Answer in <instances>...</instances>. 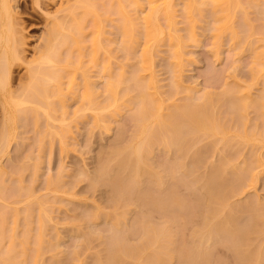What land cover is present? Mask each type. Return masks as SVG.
I'll return each mask as SVG.
<instances>
[{"label":"rangeland","instance_id":"obj_1","mask_svg":"<svg viewBox=\"0 0 264 264\" xmlns=\"http://www.w3.org/2000/svg\"><path fill=\"white\" fill-rule=\"evenodd\" d=\"M65 1L66 0H12L16 28L18 27L20 30L19 34L24 41V45L22 42V47L24 48L23 54H25L26 59H31L38 45L40 46L44 42V36H46L47 30L55 26L52 25L54 23L53 20L63 15L61 10L57 11L56 9L63 8L67 5ZM117 1L118 0H116V2ZM242 1L241 4L236 7H240V9L242 7L243 11L246 10L244 11V13H246L244 16H248V22L247 20L245 21V19L244 21L247 22L246 26L249 24L252 27L249 28V25L246 27L240 24L241 12L243 11L239 12L238 9L236 10L235 8V17L237 21L233 22V24L235 25L234 27L236 28L237 26L239 30L233 28L235 32L238 31L235 35H233L234 31L231 33L229 32L230 30H226V32L224 31V33H222L223 35L221 34L222 38L220 37L221 35L219 36L220 38H216L215 36L216 15H212L214 11H211L210 8L208 9L207 5H203L204 14H201L203 16L202 18L198 10V13L194 11V14H199L200 16H198L200 18L199 20L197 19V21L195 20L196 22L194 21L195 23L192 21L193 25L195 24V31L194 29L193 31L196 35V38L194 36L196 40L192 38L193 40L188 41L190 38L186 37L188 40L186 39V42L183 41V43L185 42L183 45L185 46L187 43V47L183 46L186 52H184L185 55L183 56V66L181 65L182 71L180 67L179 69L175 66L171 54L173 53V46L168 43L167 37L165 38L166 42L160 40V43L157 42L154 44L155 47L153 46V49L157 51L155 50V52L153 50L155 56L153 55L152 57L151 68L145 72L144 70L140 71L144 74V78L148 79L152 71L154 76H156L155 81L158 83L156 85L160 87L159 90L157 89L158 94H160L159 91L161 90V94L165 97L166 95L172 96V93L169 94V92L171 91L172 84H174L172 83L173 79H176V81L179 80V82L174 84L175 88L177 86L176 84H178L176 97L172 96L175 101L167 96L168 99L170 98V100H168L160 94L163 99L165 98L164 101L166 100L164 103H182L186 97L192 93L194 96H198L205 91H210L214 94V103L217 105V109L220 111L219 113H221L220 115L227 125H224L226 127L224 130L225 132L221 128H218L222 132L215 133V131L217 132L216 129L214 131L215 134H205L203 132L194 134L192 136V138H195L192 139L193 143L190 142L191 144L185 145L186 147L183 146V148L185 147L184 150L177 145H172L171 147L161 143L152 145L151 151L147 154L148 156H146V161L141 164L145 172L148 171L147 175L150 173L152 175H150V177L144 175L147 176V178H142L139 185L135 186V189H133L134 193L132 191L133 195L131 194L132 196H130L129 199H121L119 194L120 191L111 183V178L115 176V173L121 175L124 172V167L120 166L117 160L118 152L123 151L125 154L127 150L130 149V147L127 148V144H129V142L131 143V139L132 142H134L133 139L135 136L133 135H135L137 131V124L135 126L134 123H136V121L132 115L135 113L134 110L137 104L134 105L135 99L132 98V96L137 98L135 96L138 92V90H135L136 88H134V92H131L130 89L131 93L129 92L127 96H125L126 94H124L125 97L122 95L124 98L120 95V110L118 108L115 111L112 108V111H115L112 112L110 110V114L112 113L113 115H111L112 118L109 116V111H106L109 117L105 115L106 117H104V119H110L107 123L109 126L103 119V123L100 125L97 123L100 122L101 119L100 121L96 120L97 123L94 121L96 110L92 112L93 109L88 110L83 107V109L80 110L82 103L80 95L83 90V85L80 78L81 75L78 74L74 85L76 92L73 89L71 92H68L70 89H66L68 86L65 85V89L68 93L66 95L64 89L63 94L65 99H63L66 100V103L65 101L64 103L68 107L67 109L65 105L63 107L67 112L64 113L66 110L61 107L60 103L58 106L59 109L57 105L55 106L56 109L54 107L55 110L58 109L57 112L51 109L53 111L51 112L55 115V117L53 116L54 118H48L41 108H37L39 111L38 115L37 113L36 115L34 114L37 110L34 112L30 110V114L26 113L28 116H23L25 112H22L19 114L20 116L17 115L19 116L18 118L15 117L13 121L15 127V129L13 128L14 138H12L8 151L0 154V217L2 214H6L7 216L3 235H0L1 257L6 256V253L11 248L14 250L13 255L15 259L17 257H22L24 253L21 252L23 250V244L21 245V242L24 237L23 234L27 231L26 235L32 234L29 239L31 241H28L31 247H27L28 243L27 246L25 245L28 250V252L25 253L28 255H26L28 259L27 262H22L23 264H97L96 262L99 258H106L104 256L108 254L111 238L116 236L115 233H117L118 230L119 234H117V236L122 235L126 244L129 246H142L135 256L122 255V257H124L120 264H153L149 262V256L156 252H159L158 254L166 258L164 264H188L187 260L185 261L184 257L182 258L183 254L181 255V252L183 253L184 251V247L187 248L188 246L193 249H199L200 258L205 255L206 258H208V264H264V258H262L264 256H260V252L264 247V224L262 221H258V224L255 222V215L259 212L257 210L261 208L264 209V141L262 140L264 138L258 136L261 131H264V75L253 78L251 74V67H253V62L255 60L254 56L256 55L255 53L263 48L264 43V41L262 42L263 39H259L260 36L264 37V25L262 26V24H264V21H262L264 15H261L264 14V0H261L262 2L255 1V3H251L252 5L249 4V0H246V2H244V0ZM104 2H106V0ZM250 2L253 1L251 0ZM258 2H261L262 6L258 5ZM100 3L101 0L99 6L102 5H100ZM117 3L114 1L115 6H117ZM124 3L126 4L125 0ZM176 4L175 8L177 9L175 10V14L177 17L175 16V18L179 21L176 22V26L178 29H181L178 31L182 36V34L185 35L187 33L186 31L190 26L186 27L189 23L186 19L184 21V0H176ZM243 4L246 5L247 8ZM101 7L105 8L103 6ZM101 7L99 9H101ZM261 9L263 10L262 12L260 11ZM104 10L101 11V13L103 12L104 14ZM114 10L110 11L113 12L112 15L114 16V20H112L113 16L107 15L105 21L104 16H101L102 21L104 20L101 27L106 26L104 31L102 30L105 34L102 33V35H106V37H108L106 39L108 40L104 39V44L106 45L104 46L105 48H101L99 52V61L104 59L108 60L111 64L110 70H112V74H114L115 77L118 76L116 74L124 72V70V73L129 74L130 77L132 71L140 68V58L138 59V57H140L139 54L144 45V38L138 37L140 39L135 42L136 46H134V49H136L135 53L137 56L132 52V49L131 52L126 51V49L124 51V49L121 48L122 44L120 45L123 36L120 28V22L122 20L120 13L117 14L119 15L117 16L118 19L115 17L117 12L114 14ZM127 10H130L129 12L135 15L134 10H132L133 12L128 8ZM110 12L108 13L110 14ZM60 13L62 15H59ZM88 16V19L84 22L86 25V27H84L86 29H83L81 32L83 43L86 39L90 42L92 40L91 38H93V33H95L92 15ZM194 17H196V15ZM236 18H234V20ZM61 20H63V17ZM104 22L106 23L104 24L105 26H103ZM138 23L140 25L139 29H141L142 24L139 20ZM65 25L67 24L65 23ZM210 25H213L214 28ZM238 25L240 27H238ZM241 26L244 28L246 27V29L244 30ZM163 27L165 28V26ZM59 28L62 34V32H64V27ZM65 28L67 29L66 26ZM247 28L252 30L253 34L250 32L248 36L246 34L248 33ZM66 29L64 30L67 33ZM259 29L263 31H261V34L258 32ZM138 32L139 31H137V33ZM244 34L247 36L244 37ZM240 35H242V38ZM233 36L234 38L231 39ZM62 38L63 35L61 39ZM169 44L171 46H169ZM71 46L73 47L74 45ZM74 47L73 49L77 48ZM90 48L91 47H88L87 49L89 50ZM60 49V54L64 56H67L69 52L72 54V57L70 56L71 58L68 57L69 59L72 60L76 57H73V55L77 54V50L71 49V51H75L72 53L69 47L65 45ZM88 50L86 52H88ZM127 52L128 56L126 57ZM129 54L131 56H129ZM64 56L61 57L65 59ZM61 57H59V61ZM68 58L66 57V60H68ZM100 62L103 63V61ZM100 62L94 63V65L92 64L89 71L91 73L89 75H92L90 78L94 83L91 82L95 84L92 85L94 87L96 86V90L99 92L97 93L98 95L96 94V96H98L96 99H98V101H103L105 97H107V91H104L107 76H104L105 73L102 72V64L100 65ZM65 63L68 64V62L60 64L64 66ZM68 65L65 67L71 70V67L68 68ZM137 66L139 67L137 68ZM174 68L179 70L177 72L175 71L173 74L172 70H174ZM25 70L26 66L24 62L21 65L15 66L12 73V75H14L12 83L15 86L21 81L20 77L22 73H25ZM99 70L104 74H100L101 72ZM66 71L67 70H64V74L67 73ZM181 72L182 74L180 75L179 73ZM69 75H67V77L64 76L65 79H63L67 81ZM178 75H180L179 79L177 78ZM99 76L101 78H99ZM248 85H251V88ZM122 86L125 88V83H120L118 86L119 89H124ZM240 86L244 89L248 86L251 89V98L262 99V103L259 101L260 104H258V106L255 105V108L252 104L250 107L247 106L245 108L244 116H240V118L244 117V120H239L243 123L246 122L243 125L238 119L239 125H237V121L233 119L235 116L232 114H235V112L232 113L231 110H233L234 107L228 100L223 102L222 100L218 101L219 99L217 97L225 88H235L234 90H236L241 89ZM72 91L75 93H72ZM172 91L173 95H175V91ZM121 93L123 94V92ZM54 96L60 99L59 95ZM54 96L52 95V97ZM227 96H230L229 93ZM58 99L54 100V103L58 101ZM257 99L253 100L256 101ZM59 102L60 100L56 103ZM135 103H137V101ZM42 105L44 104H41V106ZM60 107L64 109V111L60 110ZM60 111H63L62 113L64 114ZM167 111L168 110L165 109L163 112L166 113ZM229 111H231V115ZM66 113H68V115L66 119H63ZM62 115L63 118L61 119ZM232 116L234 117L232 118ZM25 117L26 119H24ZM60 121L65 123H61L63 126L66 125L67 128L64 126L65 129L70 128V130L66 131L70 134L66 139V144L63 142H66L65 138L64 140L62 139V141L60 140L61 135L56 134V132L59 131H62L61 133L64 132L62 135L66 133L64 128V130L59 129L62 127L61 124V126L59 125ZM49 122L50 124L48 125ZM37 123H39V125ZM104 124L107 125V128H105ZM67 125H70V127L68 128ZM101 125H104V127ZM55 127L57 130L54 129ZM245 127L248 128L245 129ZM242 128L246 135L242 134V132L240 133ZM253 129L258 132L257 136ZM248 130L249 133L253 131L254 134L247 133ZM241 134L244 135L243 137L246 139L242 138ZM247 134L248 136L255 135V137L253 136L248 139L249 137ZM222 135L227 136V139H225L226 137L224 138L227 140L226 142H224V136ZM135 139L137 140V138ZM217 166H221L220 173H223L224 181L227 184V196L223 200L222 198L211 199L207 195V188L205 186L206 175L212 171L211 169ZM247 168L253 170V173H250L252 171L250 169L248 171ZM238 174L241 175L242 178L244 174L243 181L246 179L250 180H246L249 183L245 181L246 184L249 185L247 188L243 185L244 188H246L245 190L242 188L243 191L240 189L242 183H237L232 180L234 176H239ZM252 174L253 176L255 175L253 179L252 177L249 178V175ZM151 176L153 177L151 178ZM245 177L248 178L245 179ZM251 179L255 180L252 182L253 185ZM238 184H241V187H238ZM235 185L239 188L238 191H235V189H237ZM4 188L6 189L4 190ZM147 192L150 193L149 195L153 194L152 196L154 197L155 195H161L163 196L162 198H166L164 200L168 198L166 202L170 200V203H172H169L170 206L167 208L171 210H167L165 207H163L164 209H162V207L156 208L155 205L150 203V200H148V203L147 199L149 197ZM143 194H146L148 198ZM143 196L146 197L145 200L147 203L143 202ZM173 196H175V199ZM251 204L254 205L252 206ZM209 208L215 211V213L211 215L212 217H209V222L225 221L227 218H230L234 226L236 225L245 232H251L250 234L248 233L249 238H247L249 240L246 239L248 242L244 241L243 243L238 237L239 240L233 238V236L227 234V232L221 239H212L209 236H202L201 229L205 228V217L209 212ZM170 212H172L171 214L174 213V217L172 216V219L169 218L170 220H168L167 216L171 217ZM26 213L31 215V218L30 216L24 217ZM260 216L261 213H259L258 217ZM15 219L17 222H15ZM142 220L147 222L150 226H159L158 228H163V225L164 227L167 225L166 227L169 229V234L165 233L167 236H171L169 237L171 239L164 236L165 234L160 233L161 235L163 234V237H160L161 235L159 236V239L161 238L160 241L158 239L157 243H145L147 230H144L146 227L143 229L142 224L144 221L142 223ZM256 224L259 228H257ZM116 225H119V227ZM29 226L32 229H30ZM261 226H263V231L261 230ZM39 230L43 232V241L39 254H37V257H34L35 253H38L35 251L37 244L39 245L37 242ZM143 243L145 244L143 245ZM167 247H170L171 250ZM248 248L254 250H250V252L254 253L250 262H248L244 256V252H246ZM166 250H169V252L174 250V253H171V257L169 256L170 253H166ZM32 251L33 254L31 253ZM31 256L36 258V260L33 258L31 259ZM8 264L15 263L13 260H10Z\"/></svg>","mask_w":264,"mask_h":264},{"label":"bare ground","instance_id":"obj_2","mask_svg":"<svg viewBox=\"0 0 264 264\" xmlns=\"http://www.w3.org/2000/svg\"><path fill=\"white\" fill-rule=\"evenodd\" d=\"M42 1H44V0H42ZM102 1L104 2L105 0H101L100 5L102 4L101 6L105 7L106 9L99 6L100 0H66L65 3H67V5H65L63 8L56 9L57 11L61 10L63 12V13L61 12L63 15L60 13L59 15H62V16H58L59 19L57 17L55 20H53L54 23L52 25H55V26H52L49 30H47L46 36H44L45 37L44 42L40 46L38 45V47L36 48L34 55L31 59H26L25 54H23L24 48L22 47L24 45V41L22 40V36L19 34L20 30L18 29V27L16 28V20L14 18L15 14L13 13L14 9H13L12 0H0V107H1V110H0V112H1L0 154L2 152L8 151V149H9L8 147L12 142V138H14L15 127L13 125V121H14L15 117L18 118L20 116L19 114L22 112H25V115H23V116H28V115H26V113L30 114V110L32 112H34L35 110H37V108L43 109V112L47 115L48 118H52L53 116L55 117V115H53L54 113H52V112L53 111L57 112V110L59 109L58 106L60 103H61L60 105L62 108H64L63 106L66 103V100H64L65 96L63 94L64 89H65V85L68 86L66 89H68V90L70 89V91H68V92H71L72 89L74 91L76 90L74 88V85L76 83L77 74L81 75L80 78L82 80V85H83V90H82V93L80 95V99L82 101L81 106H80V110L83 108L88 109V110L93 109L92 112L94 110H96V112L94 111L95 115L93 113V115L95 117L94 121L97 123L96 120L100 121V119H101V121L97 123L99 125L101 123H103V121L105 120L104 117L108 116L107 115L108 111L110 114V110L112 111L114 109L116 111L118 108L120 110L119 98L122 95L124 96V94H126L125 96H127V94L130 92V89L132 92L134 90V88H136L135 90H138V92L136 91L137 93L135 92L136 94H138V95L135 94V96L137 98H135L134 96H132V98L135 99L134 105L135 104H137V105L135 106V110H134L135 113H133L132 116L134 117V119L136 121V123H134L135 126L137 124V131H136V133L134 132L135 135H133V136H135L134 139L137 138V140L133 139L134 142H132V139H131V143L129 142V144H127V148L130 147V149H128L125 154L123 151L118 152V159L117 160H118V163L120 164V166L124 167L123 174L120 175V174L115 173L114 177H112V178L110 177L111 183L114 184L115 187H117L119 189V191H120L119 194H120L121 199L127 200V199H129L130 196L133 195V193H134L133 189H135L136 185L137 186L139 185V182L142 180V178L144 179L145 177L147 178V176L150 177V175H152L151 173L147 175L148 171L145 172V169H143L141 166L142 162L146 161V159H147L146 156H148L147 154H149V152L151 151L152 145H154L156 143H158V144L161 143V144H163L165 146H169V147H171L172 145H175V146L177 145L181 149L184 150L187 145L193 143L192 139H195V138H192V136L194 134L199 133V132H203L205 134L220 133L222 131L218 128H221L224 131L226 129L225 126L227 125L225 120L222 119V117L220 115L221 113H219L220 111L217 109V105L214 103V100H215L214 94H212L210 91H205L204 93H202L198 96L197 95L194 96L192 93V94L188 95L186 97V99L184 100V102H182V103H176V102H172L169 104L164 103V102H166V100L164 101V99L165 98L168 99L167 96L171 97V100L174 98V97L172 98V96L176 97L178 84H176L177 86L175 85L176 88L174 87V84L176 82H179V80L176 81V79L175 80L173 79V82H172L174 84H172L171 91L174 90L175 95H173V91L172 92L170 91L169 94L172 93V96L166 95V97H165L163 94H161L162 91L161 90L159 91V93L165 97L163 99L162 96H160V94H158L157 89L159 90L160 87L158 85H156L158 83L155 81L156 76H154L153 72L152 71L150 72L148 79L144 78V74H142V72H140V71L144 70V72H145L146 70L151 68L152 59H153L152 57H153V55L155 56V54L153 52V50H154L153 48L155 47L154 44H156L157 42L160 43V40H163V42H166L165 38L167 37L168 43H170L173 46V48H172L173 53H171V54L173 57L172 59L175 62V66H177L176 68L180 67L181 71H182L181 65L183 64L182 63L183 59H184L183 56L185 55L184 52H186L184 50V47H187V43L185 46L183 44L186 42L187 38H190L189 40L187 39L188 41L193 40L192 38H194V36L196 38V35L194 33L195 24L193 25V23H195L197 21V19L198 20L200 19L199 14L198 15L194 14L195 13L194 11L198 10L200 15L202 13L204 14V12H203L204 8H202L203 5H207L208 9L210 8L211 11H214V12H212V15L213 16H214V14L216 15V23H215L216 33H215V36H216V38L217 37L222 38V35H223L222 33H224V31L226 32V30L227 31L230 30L229 32H231V33H233V31H234L233 35L237 34L238 31L235 32V29L237 28V26L235 28L234 27L235 25L233 24V22L237 21V18L235 17V8H236V10L238 9L239 12L243 11L242 7H241V9H240V7L239 8L236 7L239 4H241L242 0H184V8L182 7L185 10L184 13H185L186 18L184 17V21L186 19V21H188V23H189L186 27L190 26L186 31L187 32L185 34L186 36L184 34H182V36H181L179 34L180 33L179 31L181 29H178L176 26V22H179L175 18V16L177 17V15L175 14L176 13L175 10L177 9V8H175L177 5L176 0H175V2H174V0H125L126 4L128 6L124 3V0H118L117 1L118 3L116 2V0H109V1L106 0L107 4L109 2L108 5L106 4V2L103 3ZM114 1H115V3H117L116 4L117 6L114 5ZM250 1L251 0H249L248 2L250 5H252L251 3H255V1H261V0H252L253 2H250ZM244 2H246V0H244ZM261 2H258L259 3L258 5L262 6ZM249 4H248V6H249ZM105 5H107V6H105ZM244 6L247 8L246 5H244ZM100 7H101V9H99ZM260 7H259V9H260ZM127 8L131 9V11L134 10L135 15L134 14L132 15L131 12H129L130 10H127ZM103 10H104V14H103V12L101 13V11H103ZM113 10H114V14H115V12H117L115 17L119 16L117 14L120 13V17L122 20V21L120 20L121 21L120 22V28H121V33L123 36H122V40L120 41L121 42L120 45L122 44V47L121 46L120 47L122 49H124V51L126 49V51L131 52V49H132V52L135 53L136 52V49H134V46H136L135 42H137V40L140 39L141 37L144 38L143 39L144 45L142 47V51L139 54L140 57H138V59L140 58L139 59L140 68H138L139 66H137L138 70L135 69L134 71H132V73L130 71V73H131L130 77H129V74L126 73L128 76V77L126 76V78H125L126 74L124 73L125 70H124V72H120L119 74H116L118 76L115 77V75L112 74V70H110L111 69L110 62L108 60H105V59L100 60V61H103V63H101L99 61V52H100L101 48H103V49L105 48L104 47L106 45V44H104L105 40H108V39H106L108 37H106V35H104L105 33L103 32L104 28L106 27L104 24H106V23L105 22L103 23V26H105V27H101V25H102V22L104 20L106 21L107 15L113 16L112 15L113 12H110ZM198 11H197V13H198ZM200 11H202V12H200ZM244 11H246V10H244ZM244 11L241 12L242 16L240 17L241 18L240 24L241 25L243 24V26H246V24L248 22V20H247L248 16L247 15L244 16V14H246V13H244ZM260 11L262 12L263 10L261 9ZM54 12H55V10H54ZM108 12H110V14ZM193 14H194V16L196 15V17H198V16L199 17L196 18L193 16ZM88 15H92L91 17L93 19L91 17L90 18L93 21L92 23L94 25L93 29H94L95 33H93L94 34L92 36L93 38H91L92 42L91 41L88 42L87 41L88 39H86L83 43L81 32L83 31V29H86L85 28L86 25L84 22H85V20H87L89 18ZM202 15H201V18L203 17ZM261 15L263 16L264 14H261ZM87 16H88V18H87ZM101 16H104L103 21L101 19L102 18ZM62 17H63V20H61ZM242 17H245V18H242ZM108 18H110V17H108ZM193 18H194V20H193ZM234 18H236V19L234 20ZM66 19H67V21H66ZM117 19H118V17H117ZM244 19H245V21L247 20V22H245ZM108 20H111V19H108ZM112 20H114V16H113ZM138 20L142 24L141 29H139L140 25L138 23ZM242 20L245 24L242 22ZM192 21H193V23H192ZM262 21H264V19ZM68 22H70V23H68ZM161 22H162V25H161ZM65 23L68 26L65 25ZM211 23H213V22H211ZM163 24H165V25H163ZM263 25L264 24H262V26ZM65 26L67 27V29L65 28ZM163 26H165V28ZM210 26H213V25H210ZM243 26H241V27L244 28ZM59 27H64V29H66L67 33L63 29L64 32H62V34H61ZM238 27H240V26L238 25ZM246 27L244 28V30L246 29ZM250 27H252V26L249 25V28ZM58 28H59V31H58ZM213 28H214V26H213ZM233 28H235V29H233ZM249 28H247L248 33H246L248 36H249L250 32H251V34H253L252 30H249ZM193 29H194V31H193ZM136 30L139 32L137 33ZM263 30H264V27H263ZM240 31H241V29H240ZM261 31H262V29H261ZM261 31L259 29L258 32H260V34H261L263 32V31L262 32ZM229 32H227V33H229ZM102 33H104L103 35L105 37L102 35ZM66 34H67V37H66ZM79 34L81 37L79 36ZM240 34H243V33H240ZM62 35H63V38L61 39ZM231 36H232V34H231ZM240 36L242 38V35H240ZM240 36H239V38H240ZM246 36L244 34V37H246ZM138 37H140V38H138ZM232 38H234V36L231 37V39ZM260 38L263 39L262 40V42H263L264 37L260 36L259 39ZM235 40H236V38H235ZM86 41H87V43L85 44ZM183 41H185V42L183 43ZM22 42H23V45H22ZM170 44H169V46H171ZM63 45H65L66 47L68 46L70 51H71V49H73L74 46H75L74 48H76V47L78 48V49L77 48L73 49V50H77V52H76L77 54L73 55V57L76 56L74 59H72V60L69 59L72 57V54L70 52L67 56L60 54V50H61L60 48H62ZM71 45H74V46L72 47ZM87 45H88V47H91L89 50L87 49L88 48ZM70 46H71V48H70ZM120 47H119V49L122 50ZM133 49H134V51H133ZM87 50H88V52H86ZM71 52L73 53L75 51H71ZM122 52H123V50H122ZM123 53L125 54V52H123ZM59 54H60V56H59ZM130 54H129V56L132 55V54L131 55ZM255 54H256L254 56L255 60L253 62L254 64H253V67H251V71H252L251 74H252L253 78L256 76L260 77V75L261 76L264 75V43H263V48L261 50L257 51ZM135 55H136V53H135ZM61 56L62 57L64 56L65 59L62 58ZM127 56H128V52L126 53V57ZM59 57H61L60 59L62 61L61 60L59 61ZM66 57L67 58L69 57L68 60H66ZM63 61L68 62L69 65L67 63H65V64L68 65V68L71 67V70L67 69L66 68L67 66L65 64H64V66H63V64H60V63H64ZM23 62L25 63L26 70H25V73L24 74L22 73V75L20 77L21 81L20 82L18 81L19 82L18 85L15 86L12 83V80H14L13 79L14 75H12V73L14 71L15 66L21 65ZM97 62H100L99 63L100 65L102 64V67H101L102 72L105 73L104 76H107L104 91H107L108 94L106 92L107 97H105V99L103 101L102 100L98 101V99H96V97H98V96H96V94L99 92H97L96 86L95 87L93 86V85H95V84H93L94 81H92L90 78L92 75L91 76L89 75L91 73L89 71L91 69L92 64L94 65V63L96 64ZM100 65H99V67H100ZM132 69H133V67H132ZM179 69L174 68V70H172L173 74L175 71L177 72ZM64 70H67L66 71L67 73L65 72L67 75L70 74L67 81L64 80L65 79L64 76L67 77V75L64 74ZM102 72L100 74H104ZM179 74L181 75L182 72ZM180 75H178V77H177L178 79H179ZM99 78H101V77L99 76ZM156 80H157V78H156ZM120 83H125L126 87L124 88L122 86L125 89V92H124V89H122V88L119 89L118 86L120 85ZM133 86H135V87H133ZM248 86H247V88L244 86L245 89L242 88V86H240L241 89H236V90H234L235 88H232V87H231L232 89L227 88L228 90L225 88V90L223 92H221V94L219 93L220 96L219 95L217 96L219 99L218 101L222 100V102H223L225 100H228V102L234 107L233 110H231V111H232V113L235 112V114L234 113L232 114L231 111H229V113H230V115L232 114L235 117H237V118H235L234 116H232V118L234 117L233 119H235L236 121H237V119H238V121L241 119L244 120V117L240 118V116H244L245 108L247 106L250 107L252 104V105H254V108H255V105L258 106V104H260V102L262 100L260 98H258V99L257 98H251L252 97L250 95L251 85L249 86L250 88ZM132 87H133V89H132ZM240 87H238V88H240ZM66 89H65V91H66L65 93L67 95L68 92ZM120 90H123V91H120ZM151 90H154V91H151ZM75 92L72 91V93H75ZM121 92H123V94ZM228 93L230 95L229 97L227 96ZM52 95L53 96L59 95L60 99H58L56 96H54L55 97V99H54V97H52ZM129 95H131V94H129ZM61 96H63V97H61ZM263 97H264V95H263ZM51 98H53V99H51ZM56 98L58 99V101L60 100L59 103H56L58 101H55V103H54V100H57ZM253 99H257V100L255 101ZM168 100H170V98ZM64 101H65V103H64ZM136 101H137V103H135ZM173 101H175V100L173 99ZM216 101H217V99H216ZM41 104H44L45 107H44V105L41 106ZM56 105L58 107L57 110H55ZM54 107H55V109H54ZM61 107H60V110L64 111V109L65 108L67 109L68 106L65 105L64 109H61ZM163 109L164 110L167 109L168 111L166 113H164ZM228 110H229V108H228ZM82 111H84V110H82ZM115 111H112V112H115ZM38 112L39 111L37 110V112L35 111L34 114L36 115V113H37V115H38L39 114ZM65 112H67V110L64 111V113ZM68 112H69V110H68ZM64 113H62V114H64ZM17 115H19V116H17ZM67 115H68V113H66V115H64L65 116L64 118L62 115L61 119L62 118L66 119ZM111 115H112V113L109 115L110 118H112ZM238 115H239V117H238ZM23 116H22V118H23ZM132 116H131V118H132ZM33 118H34V116H33ZM24 119H26V117ZM35 119H36V117H35ZM102 119H103V121H102ZM221 119H222V121H221ZM105 121L104 122L107 124L108 121H110V119L105 120ZM238 121H237V123H238ZM26 122H28V121H26ZM63 122H64V120H63ZM63 122L60 121L59 125ZM239 122H241L242 125L246 123V122L243 123L242 121H239ZM37 124L39 125V123H37ZM49 124H50V122L48 123V125ZM63 124H65V123H63ZM104 125H101V126L104 127ZM107 125H105V128H107L106 127ZM237 125H239V123ZM64 126H65V128H67L66 125H64ZM64 126L62 125V127H60L59 129L64 130L65 129ZM69 127H70V125L68 126V128ZM257 127H259V126H257ZM246 128H248V127H245V129ZM54 129H56V127ZM216 129H217V132L215 131ZM254 129H256V128H254ZM67 130H70V128L65 129V132ZM218 130H220V131H218ZM243 130L244 129L242 128V131H240V133L242 132V134H244ZM259 130H261V129H259ZM214 131H215V133H214ZM59 132H56V134L61 135L60 140H62V139L64 140V138L66 140L70 135L67 132L65 133V135H62V134H64V132L63 133H61L62 131H59ZM254 132H256V131L254 130ZM254 132L252 131V133H249V130H248L247 133L254 134ZM263 132L261 131L262 135L260 133L258 136L259 137L261 136V138H264ZM257 133L258 132H256V136H257ZM53 135H54V133H53ZM244 135H246V133ZM244 135H242L241 137L244 138L243 137ZM62 136H63V138H62ZM65 136H67V137H65ZM222 136H224V135H222ZM247 136H248V134H247ZM253 136L255 137V135H253ZM253 136H248L249 137L248 139H250V137H253ZM224 138L227 139V136L225 135L223 137V140H225ZM244 139H246V138H244ZM262 140L264 141V139H262ZM135 141H136V143H135ZM226 141L227 140H225L224 142H226ZM63 142L66 144L67 140H66V142L65 141H63ZM64 145H63V147H64ZM183 146H185V147L183 148ZM181 149H179V150H181ZM224 165H221V166H224ZM220 167L219 166H217L216 168L213 167L214 169H211L212 171H210L205 177V186L207 188V195L211 199L212 198H222V200H223L227 196V193H226L227 184L224 181L223 173L221 172L222 175L220 173V169H221ZM249 169H248V171H249ZM245 171H246V169H245ZM251 171L252 172H250V173H253V170H251ZM239 174H241V173H239ZM144 175H147V176H144ZM255 175L254 176H253V174L249 175L250 176L249 178L252 177V179H253L255 177ZM246 176H247V172H246ZM152 177L153 176H151V178ZM246 178H248V177H245V179ZM243 179H244V174H243V178L241 175H239L237 177L234 176V179H232V180L236 181L237 183H242V187L240 186L241 184H238L239 185L238 187H241L240 188L241 190H242V188H244V186L247 188L249 184H246V182L249 183L248 181H250L249 179H246L248 181L245 180L246 181L245 182V181H243ZM253 181H255V180H252L251 183ZM252 185H253V183H252ZM236 188H237V186H236ZM246 188H244V190ZM5 189L6 188H4V190ZM238 189L239 188L235 189V191L236 190L238 191ZM241 190H239V191H241ZM132 191H133V193H132ZM146 194H143V195L146 197L148 195L149 198L147 197L148 198L147 201L150 200V203L155 205L156 208L162 207V209H164L163 207H165V209L171 210V209L167 208L172 203V202L170 203V200H169V202H166L168 200V198H167V200H164L166 198H162L163 196H161V195L156 196L154 194L155 195V197H154V196H152L153 194L152 195H149L150 193H148L147 195ZM146 197H144V201H143L145 203H147V201L145 200ZM171 198H169V199H171ZM173 198L175 199V196H173ZM172 201H173V199H172ZM148 203H149V201H148ZM260 207H261V205H260ZM256 208L259 209L258 207H256ZM257 211H259V212H258V214L256 213L257 215H255V222L257 223L258 221H262L264 224V209L261 208L260 210H257ZM29 212H31V211H29ZM172 212H170L171 217L167 216L168 220H170L169 218L172 219V216L174 214V213L171 214ZM214 213H215V211L212 208H209V212L207 213V215L205 217V228L201 229L202 236H209L212 239H221L226 235V232H227V234L232 235L233 238L238 237L241 241H243V243H244V241L248 242L246 239L249 238V236H248L249 232L243 231L242 229L238 228L236 225L234 226V224H233L232 220H230V218H227L225 221L220 220V221L213 222V223L209 222V217H212L211 215ZM259 213H261L260 217H258ZM27 216L28 217L30 216V218H31V215H28L26 213V216L24 215V217H27ZM0 218H1L0 235L1 234L3 235L4 225H5V222L7 221L6 220L7 216H6V214H2ZM143 219H145V218H143ZM143 221L144 220H142V223H143ZM15 222H17V220ZM146 223L147 222L144 221V223L142 224L143 229H144V227H146L144 230L145 231L147 230V234L145 233L146 234L145 235V238H146L145 243L146 242L147 243H151V242L157 243L158 242L157 240L159 239V236L161 235L160 233H163V234H165L164 236H167L166 233H168V231H169L168 227H166L167 225L165 226L166 228L164 227V225H163V228H158L159 226L158 227L150 226L148 223L147 224ZM257 224H256V226H257ZM116 226L119 227V225H116ZM261 227H262L261 230L263 231V226H261ZM29 228L32 229L30 226H29ZM257 228H259V227L257 226ZM254 230H256V229H254ZM258 230H260V229H258ZM222 231L225 233H223ZM29 232H30V230H29ZM259 232H261V231H259ZM26 233H27V231L25 232V234H23L24 237H23L22 242H21V245L23 244L22 245L23 250L21 252L24 254L28 252L26 246H27L28 241H31L29 239H30V236L32 235V234L26 235ZM42 233H43L42 230H39V234L37 235V237H38L37 242L39 243V245L37 244V247L38 246L39 247H38V249L36 247V251H35L38 253H35L36 256L34 255V257H37V254H39V252L41 250V243L43 241L42 240ZM117 234H119L118 230H117V233H115L116 236L111 238L110 245L108 248V254H107V256H104L106 258L105 259L99 258L98 261L96 262L97 264H120V262L122 261V258L124 257V256L122 257V255L135 256L138 253V251L140 250V248L142 247L140 245L129 246L128 244H126L124 237H122V235L117 236ZM163 234L160 237H163ZM35 236H36V234H35ZM167 237L169 238L171 236L168 235ZM35 239H36V237H35ZM169 239H171V238H169ZM160 240H161V238L159 239V241ZM145 243H143V245ZM11 245L13 246L12 242H11ZM30 245L31 244L28 243L27 247L30 248L31 247ZM167 248L170 249V247H167ZM251 249L248 248L247 249L248 252H247V250H246V252H244L245 253L244 256L248 262H250L253 254H254L253 252H250ZM261 249H262V246H261ZM13 251L14 250L11 248L6 253V256H3V257L0 256V264H8V262L10 260H13L15 264H23L24 262H27V259H28V258H26L27 254H25V255L23 254V256H22L23 258L17 257L15 259L14 255H13L14 254ZM173 251L169 252V250L168 251L166 250V253H168V254L170 253L169 256L171 257L172 254L174 253ZM31 253L33 254V251ZM158 253L156 252V253L152 254L151 256H149V262L150 263L164 264V262H166L165 261L166 258L162 257V255L158 254ZM263 253H264V247L260 252V256H264ZM181 255H182V258L184 257L185 261L187 260L188 264H206V263L208 264V262H207L208 258H206L205 255L202 256V258H200V256H199L200 250L197 248L193 249L192 247L190 248L189 246L187 248L184 247V251H183V253L181 252ZM174 256H175V254H174ZM32 258H33V256H31V259ZM262 258H264V257H262ZM33 259L36 260V258H33ZM244 263H245V261H244ZM245 264H248V263H245Z\"/></svg>","mask_w":264,"mask_h":264}]
</instances>
